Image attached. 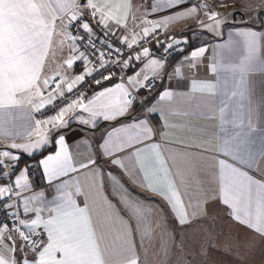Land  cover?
Wrapping results in <instances>:
<instances>
[{"label": "snow or ice", "instance_id": "obj_1", "mask_svg": "<svg viewBox=\"0 0 264 264\" xmlns=\"http://www.w3.org/2000/svg\"><path fill=\"white\" fill-rule=\"evenodd\" d=\"M259 10L237 22L198 0H0V264H247L264 242ZM187 18L227 39L185 54L197 33H162ZM209 51L210 76L191 75Z\"/></svg>", "mask_w": 264, "mask_h": 264}, {"label": "crops", "instance_id": "obj_2", "mask_svg": "<svg viewBox=\"0 0 264 264\" xmlns=\"http://www.w3.org/2000/svg\"><path fill=\"white\" fill-rule=\"evenodd\" d=\"M133 2L139 3L140 0H133ZM147 2L151 3V2H154V0H147ZM198 2H206L210 7L214 8L217 11H221L225 14L234 13L235 11L242 10L243 16L240 14L236 15L237 22L243 21L245 18V15H248V16L253 15L254 14L253 10L257 6L264 5V0H225L226 7H219L218 6L219 0H198ZM249 5H252V7H249ZM149 12H150V9H149ZM259 16L262 19H264V10H259ZM148 18L151 19V18H157V17H156V14L150 13ZM228 18L231 19V16H229ZM261 26L262 25L259 24L258 22L255 23L256 28L259 29ZM167 33L176 34V35H181L183 33L185 36L189 35V33H197V35L199 36V39H194L191 36H189V39L191 41V46L185 52V54H188L191 51L192 46L198 47L201 44L206 42L211 47L215 43L223 42L224 40L227 39L226 36L222 37V38H213L207 32L201 33L199 30V26L196 24V21L192 18H187V19H184L181 21H176L173 25L170 26ZM211 56H212L211 51L206 53L205 57L202 58V66L200 67L198 73H193L191 75H198V77H200V78H205L207 76H210V73L205 71V68L203 67V65H207L210 63ZM180 59H181L180 56L172 57L173 62L178 61ZM187 75H189V74L187 72H185V76H187ZM249 81L252 84V86L254 87V90L257 94V97L264 95V71L257 70V71L252 72L249 75ZM185 83H186V81L181 79L180 87L178 89H175V90L184 91L185 90ZM171 85L173 87H175V85H176L175 79L171 82ZM163 86L169 87V81L164 80ZM158 90H159V85H158ZM151 119H152L153 124L159 123V114L154 113ZM203 123H207L209 125H212L215 123V121H204ZM73 127H75V125ZM180 134L181 133L178 130L177 136H179ZM69 143H70V146L73 147V150H75V146L72 144L71 139L69 140ZM168 146L169 147H175L176 145L170 143ZM85 150L86 149L84 148V146L81 145V151H85ZM260 166L264 167V161H261ZM32 179L35 181L34 190L39 191V190L43 189L47 194V198L51 199V197L53 195V189L49 185H47V183L42 179V176H41L39 170H36V174L34 176H32ZM129 187L131 188V185H129ZM106 191L108 192L109 198L111 200H113L114 203L117 202V198L111 194V191L109 189H107V187H106ZM132 191L136 195L140 196L142 199H148L155 204L161 203L158 198L148 197L146 193L141 192L139 189H132ZM229 231H232V229H229ZM235 231L238 233L237 238L239 239L240 243H243L244 240L250 235L248 230L243 228V227H241L240 229L235 230ZM170 247H172V245H170ZM138 251H140L141 256H143L142 250L138 249ZM174 258H175V255H174V248H173V252L170 253L169 259H174ZM214 259L218 260V261H232L235 259V257L231 256V255L225 256L221 253H216L214 256ZM246 262H247V264H264V242H260V241L257 242L256 248L247 254Z\"/></svg>", "mask_w": 264, "mask_h": 264}, {"label": "built area", "instance_id": "obj_3", "mask_svg": "<svg viewBox=\"0 0 264 264\" xmlns=\"http://www.w3.org/2000/svg\"><path fill=\"white\" fill-rule=\"evenodd\" d=\"M169 35H172V36H176V37H180V38H182L181 35L171 34V33H167V32L162 33V38H163L164 36H169ZM182 47H183V46H182ZM189 48H190V46H189L188 48H186L185 51L188 50ZM175 56H177V55H173V57H175ZM0 218H2V214H0Z\"/></svg>", "mask_w": 264, "mask_h": 264}, {"label": "water", "instance_id": "obj_4", "mask_svg": "<svg viewBox=\"0 0 264 264\" xmlns=\"http://www.w3.org/2000/svg\"><path fill=\"white\" fill-rule=\"evenodd\" d=\"M234 13H235V15H237V14L242 15V13H241L240 11H235ZM242 16H243V15H242Z\"/></svg>", "mask_w": 264, "mask_h": 264}, {"label": "trees", "instance_id": "obj_5", "mask_svg": "<svg viewBox=\"0 0 264 264\" xmlns=\"http://www.w3.org/2000/svg\"><path fill=\"white\" fill-rule=\"evenodd\" d=\"M186 51H187V50H186ZM186 51H185V52H186ZM25 159H27V157H25Z\"/></svg>", "mask_w": 264, "mask_h": 264}]
</instances>
